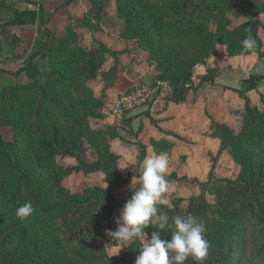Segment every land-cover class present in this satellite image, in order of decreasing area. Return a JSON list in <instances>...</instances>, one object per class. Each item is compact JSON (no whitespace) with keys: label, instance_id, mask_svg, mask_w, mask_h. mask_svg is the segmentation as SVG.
<instances>
[{"label":"trees","instance_id":"1","mask_svg":"<svg viewBox=\"0 0 264 264\" xmlns=\"http://www.w3.org/2000/svg\"><path fill=\"white\" fill-rule=\"evenodd\" d=\"M5 1L0 0V11L14 10ZM89 1L84 18H72L59 36L51 31L38 1L26 0L38 7L37 12L20 9L4 22L9 26L37 22L40 37L19 68L0 67V73L15 79L22 74L30 79L24 84L0 83V125L13 130L11 141L0 133V264H135L140 254L143 241L139 237L119 253L110 254L109 239L102 230V224H110L114 211L123 207L139 185L127 186L119 174L118 155L110 151V140H125L116 128H94L89 121L102 118V101L88 82L97 77L107 83L115 81L122 66L119 56L129 52L111 49L94 37V49L77 41L75 28L95 29L91 15L101 17L102 0ZM70 2L64 0L50 14ZM117 10L124 19L118 38L136 41L139 49L149 52L147 62L156 71L151 83L167 81L172 88L164 97L167 102L185 101L205 82L214 83L217 67L206 68L195 84L192 73L196 64L216 54L218 44L224 45L229 56L252 52L264 56L258 34L264 23L257 18L264 13V0H117ZM241 18L232 25L233 19ZM249 34L256 45L246 50L242 41ZM44 58L52 63L39 80L37 60ZM108 58L111 64L102 69ZM263 79L264 74L250 73L240 88H230L244 101L237 129L210 118L207 135L218 138L219 147L209 155L204 180L188 179L175 170L166 175L170 184L174 180L198 184L199 190L187 197L164 194L170 203L158 208L169 217L192 214L205 221L210 247L203 264H264V95L259 93L262 107L252 105L248 96L249 91H258ZM123 112V122L129 125L132 116ZM160 133L164 136L150 140L156 153L167 154L172 146L165 135L190 143L171 131L161 129ZM85 142L96 152L93 161L81 157ZM136 144L138 178L147 146L141 141ZM224 151L240 166L233 178L215 173ZM57 156L70 157L75 164L63 167L56 162ZM96 171L104 173L107 183L125 187L128 199L120 201L99 185L76 192L62 183L72 173ZM29 201L34 212L19 218L16 209ZM157 223L153 219V226L144 229L148 239L153 231H160L162 239L170 240L169 230L156 229ZM184 264L198 262L189 257Z\"/></svg>","mask_w":264,"mask_h":264},{"label":"crops","instance_id":"2","mask_svg":"<svg viewBox=\"0 0 264 264\" xmlns=\"http://www.w3.org/2000/svg\"><path fill=\"white\" fill-rule=\"evenodd\" d=\"M33 1H38V3L41 4L44 14H46L47 11H52L56 6L63 2V0ZM89 5L90 2H86V0H71L69 4L58 8L55 13L50 15V24L58 23V21L62 23L64 22V24L69 23V18L71 19L72 17L74 19H81L84 17L86 10L90 9ZM20 8L35 10V12L38 11L36 5L28 4L26 0H22ZM262 16H264V13L258 14L257 18L264 23L261 19ZM236 22L232 21V25L237 24ZM78 30L80 31V29ZM262 31L264 33V30L260 29L258 34L263 43L264 49V36L262 35ZM81 37L83 40H86L87 47L94 44L92 41V37H94L97 41L102 42L111 49L129 50L128 53L119 56L122 66H120L117 71V79L115 81L104 85L105 83L103 84L104 81L100 77L94 80L96 84L94 88L95 93H99L102 88H105V97L103 99L102 108L103 115L101 119H98L99 122L97 125L100 127H107L112 124L110 121L111 116L114 118V115L111 113V106L114 101L118 99L119 96L123 95L125 91L133 88L140 80L148 84L151 81V78L156 74V71L153 66L148 64L146 60L148 55L144 52H140L138 49H131L129 47V45L134 47V41L120 40L117 33H110V35H107L101 32H87L85 34L82 33ZM81 37L79 36L80 39ZM139 53L140 57L136 58L135 61L133 55L137 56ZM128 65L133 70L131 76L126 74ZM214 67H217L218 69L214 83L205 82L198 89L196 94L190 92L187 95L186 100L179 103L167 102L164 97H158L152 101L150 108H147L148 110L140 108L141 110L134 111V118L131 122V133L125 134L123 131L116 130L125 141L119 138L111 139L110 151L113 154L118 155L117 165L119 174L126 181L127 186L135 188L139 185L138 178L134 174L138 159V145L136 142L141 141L147 146L145 158L153 155L165 154L156 153L150 144L151 139H158L161 136H164L160 133V130L162 129L171 131L190 141V143H188L178 140L171 135H165L166 139L172 142L168 154L172 153L173 150H176L177 148H182L180 154H183L185 152L184 150L188 149L186 146L190 144L194 147L200 148V150L205 148L206 152L214 153L219 147V139L207 135L210 118L217 122L227 123L232 127H235L232 123H234L236 119L240 122L241 113L244 110V101L230 88H240L242 79L246 78L250 73L264 74V56L259 57L255 52L246 55L229 56L226 53L224 45L218 44L216 47V54L210 55L206 58L204 64H196L194 66L192 82L194 84L197 83L205 73L206 68ZM259 93L264 95V79L258 85L257 92L253 90L248 92L251 104L257 107H262V104L259 102ZM255 96L257 97V103H254ZM146 110L148 112L144 113ZM151 119L155 120L156 123ZM114 121L119 123V120ZM85 148H87V150H85ZM168 154H166L167 157ZM81 157L87 162L93 161L96 157L95 150L91 147H84L81 151ZM192 159V156H188L184 165L188 164ZM168 160H170V158ZM180 167L181 166L178 168ZM171 171V163L169 162V168L166 175ZM177 174L182 175L180 172ZM74 175H82L85 179L84 184L90 186L103 185L108 188L110 185L105 181V175L102 171L86 174L78 172ZM96 176H98L100 181L98 180L96 182ZM180 182L181 180H174L170 184L169 190L165 195L171 193L175 194L176 186ZM112 186H110L108 190L114 195V197L120 201H126L128 199L125 187ZM116 212L117 209L114 211L112 218Z\"/></svg>","mask_w":264,"mask_h":264},{"label":"rangeland","instance_id":"3","mask_svg":"<svg viewBox=\"0 0 264 264\" xmlns=\"http://www.w3.org/2000/svg\"><path fill=\"white\" fill-rule=\"evenodd\" d=\"M5 2L14 10L9 11L7 13L6 12L3 13L2 11H0V67H2L4 69H9L10 71H14L21 66L23 59L25 58L27 53L31 50V48L35 44L36 40L39 39L40 35L38 36V33H37V29L39 28V24L36 22L34 24H24V25H11V26L5 25L4 22L8 19L13 18L14 14L21 9L20 3H22V0H6ZM86 2H90V1L86 0ZM89 6L91 7V5H89ZM87 11H89V9H87L86 12ZM50 13H51V11L50 12L47 11V13L44 14V16L48 20L50 19V15H51ZM91 16H92L91 18L93 20L92 22L96 24L97 28L92 29V30L88 29V28H84V27H76L75 28L76 32H77V41L82 45V47H84L86 49H94L96 47V44L94 43L93 45H90V47H87L86 46V44H87L86 40H83V38L81 37L82 33L85 34L87 32H90V33H92V32L100 33L101 32V33H105L107 35H110V33L111 34L112 33L118 34L119 31L121 30V28L123 27L124 19L119 15V11L117 10V0H102L101 6H100V16L101 17L98 18L96 14L91 15ZM72 18L71 19L69 18V21H73ZM82 18H84V17H82ZM261 19H262V21H264V16H262ZM241 20L242 19H238V20L233 19L234 22L237 21L236 23H238ZM48 26L50 27L52 32H54L57 36H59L68 27V23L64 24V22L62 23V22L58 21V23L50 24V21H49ZM78 29H80V31ZM262 35L264 36L263 31H262ZM79 36L81 37V39L79 38ZM129 47L131 49H133V48L138 49L140 52H144L146 55H149V52L147 50L139 49L136 41H134V47H132V45L131 46L129 45ZM139 57H140V53L137 56L133 55V58H135L134 59L135 61H136V58H139ZM51 60H48L47 58L37 60V65H38V70H39L38 74L36 75L37 79L40 80L43 78L44 74L49 69V65L52 63ZM111 61H112V59L108 58V61L104 64L102 69H107L109 67V65L111 64ZM150 66H153L155 69V65H150ZM127 67L128 68L126 69V74L131 76L133 74V70H132V68H130L129 65ZM97 78H99V77H97ZM94 80L95 79L89 81L88 85L92 89L95 97L102 101V107L100 110L101 114H102L103 99L105 97V95H104L105 88H102V90L99 93L98 92L95 93L94 88H95L96 84H95ZM29 81H30V79L28 77H26L24 74H22L19 78L15 79L11 75H8L6 73H0V83H3V84H7V83L24 84V83H28ZM108 83H110V82H108ZM108 83L105 81L103 82L104 85H106ZM143 83H145V82H143ZM143 83L138 82V83H136V85L134 87L135 88L142 87L144 85ZM149 84H151V81L149 82ZM133 88H130L127 91H125L124 94L119 96V98L116 99L114 101L113 105L111 106V110H112L111 113L114 115V118H112V116H111L110 121L112 124L109 126H113L116 128V130L123 131V133H125V134L131 133L128 131L132 130L131 122L134 118L133 117L134 111L135 110L139 111L142 108H144V109L150 108L149 106L143 105V104L140 106L139 105L133 106L132 108L127 109V110L123 107L124 95L129 93V91L132 90ZM254 103H257V97L256 96L254 98ZM123 111H127V116L128 115L132 116V120H131L129 125L127 123L123 122L124 118L126 117ZM114 120H119V123H116ZM89 121L91 123V126L94 128H104V127H100L97 125V123L99 122L98 119L90 118ZM120 121H121V123H120ZM239 123H240L239 120L236 119L235 122L232 124L235 126L234 128L237 129L240 126ZM0 133L2 134L3 138L7 141H11L13 139V130H12V127L9 125H0ZM84 147H90V146L87 142H85ZM84 147H83V149H84ZM186 147L188 149L184 150L185 152L183 154H180V152L182 151V148H177L176 150H173V152L170 154L167 153L168 157L170 158L169 162L171 163V169L175 170L177 173L180 172L182 175L187 176L188 179H192L195 177L198 180H204L206 177V173H207L209 166H210L209 155L215 154L216 152H214V153L206 152L205 148L200 150V148L194 147L191 144L186 146ZM85 150H87V148H85ZM95 154H96V152H95ZM188 156H192L193 159L188 164L184 165ZM55 159H56V162L59 163L60 165H62L63 167H68V166H72L75 164V160L70 158V157L57 156ZM179 166H181V167L178 168ZM239 171H240V166L235 161H233L231 156L226 151H224L223 153L220 154L218 161H217L216 168H215V173L218 176L233 178L238 174ZM74 174L72 173L70 176L66 177L62 181L63 185L66 188H68L72 191L81 192L86 187L95 186V185L90 186V185L84 184L85 179L82 177V175L77 176ZM84 174H86V173H84ZM95 180H96V182L98 180L100 181L98 176L95 177ZM112 185H115V184H110L108 186V188H110V186H112ZM99 186H103V185H99ZM115 186H118V185H115ZM103 187H105L108 190V188L106 186H103ZM176 187L177 188L175 191V195L182 196V197H187L189 194H191L193 192H197L199 190L198 184L196 182L192 183L188 180H181V182L179 184H177ZM120 209L121 208H117V212L115 213L114 217L113 218L111 217L110 224H108L106 222H104L102 224V230L105 233V235H106V230L115 231L117 229V224L115 223V218L119 217ZM108 239H109V241L106 243V247H107V250L110 254L119 253L120 251H122L124 249V247L127 244L126 243L124 246H121V241L114 239V238H110V237H108ZM111 242H114V243L112 244Z\"/></svg>","mask_w":264,"mask_h":264},{"label":"clouds","instance_id":"4","mask_svg":"<svg viewBox=\"0 0 264 264\" xmlns=\"http://www.w3.org/2000/svg\"><path fill=\"white\" fill-rule=\"evenodd\" d=\"M242 45L246 50L253 49L256 41L249 34ZM168 168L166 154L153 155L143 160L138 177L139 187L131 193V197L120 209L119 217L115 218L117 229L106 230V235L121 241V246L130 244L137 237L142 239L135 264H184L189 257L203 264L210 247L206 239L205 221L192 214L169 217L158 208V205L170 203L164 195L170 187V181L166 178ZM33 212L34 207L30 201L16 209L19 218L28 217ZM153 219L158 220L154 226L156 229L164 232L165 229L169 230L170 240L162 239L160 231H153L150 239L147 238L144 229L153 226Z\"/></svg>","mask_w":264,"mask_h":264},{"label":"built area","instance_id":"5","mask_svg":"<svg viewBox=\"0 0 264 264\" xmlns=\"http://www.w3.org/2000/svg\"><path fill=\"white\" fill-rule=\"evenodd\" d=\"M172 88L167 81H158L155 84H144L142 87L133 88L123 99V107L127 110L133 106L148 105L158 97L170 95Z\"/></svg>","mask_w":264,"mask_h":264}]
</instances>
